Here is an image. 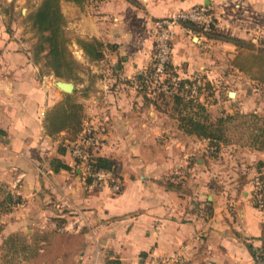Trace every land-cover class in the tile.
Returning a JSON list of instances; mask_svg holds the SVG:
<instances>
[{"label": "crops", "instance_id": "0c3cea01", "mask_svg": "<svg viewBox=\"0 0 264 264\" xmlns=\"http://www.w3.org/2000/svg\"><path fill=\"white\" fill-rule=\"evenodd\" d=\"M202 6L215 18L212 33L264 38V0L62 1L70 94L55 84L65 77L46 66V52L35 57L27 34L0 30V187L18 202L1 222L0 241L25 231L40 251L48 248V264L173 256L191 264H264V210L251 200L264 169L261 140L228 141L215 151L140 86L154 60L155 22ZM174 30L173 72L184 81L217 77L221 56L216 47L206 51L216 42L210 34L187 22ZM68 95L95 131L93 153L116 163L120 193L84 183L67 133L48 135L47 116ZM57 159L70 169L59 170Z\"/></svg>", "mask_w": 264, "mask_h": 264}, {"label": "rangeland", "instance_id": "374dc122", "mask_svg": "<svg viewBox=\"0 0 264 264\" xmlns=\"http://www.w3.org/2000/svg\"><path fill=\"white\" fill-rule=\"evenodd\" d=\"M42 1L0 0V30L12 34L21 29V32L27 34L30 42L33 43L32 52L34 54L35 46L41 35L33 27L31 15L40 7ZM62 1L67 0H61V3ZM208 37L216 42L213 44L211 42L212 45L207 46L206 51H212L213 47H216L218 56H221L218 59L222 65L221 72L212 80L206 78L204 88L198 93L196 101L205 106L206 113L202 114L198 107H194L193 112L199 113L198 117L202 116L199 118L202 120L208 114L211 121H217L219 118L228 115L233 116L224 125L226 142L254 141L256 136L261 140L264 139V38L257 37L255 40L251 37L240 38L232 34L231 31H220L219 35L212 33ZM229 40L233 41L236 46ZM236 63L244 69L241 70L240 67H236ZM45 72L48 73V69L45 68ZM68 74H65L64 80L66 81H70ZM54 80L56 78H53L52 81ZM157 92V105L161 108L170 109L175 117L180 116V114L176 116L174 100L169 99L174 93L169 94L162 88ZM231 92L238 93V96H231ZM184 100V103H187L188 99L184 98ZM235 101H239L241 104L235 105ZM196 104L194 103L195 106ZM179 108H183V105H180ZM190 110L191 108L188 107L184 114ZM6 215L9 216L10 212L0 213L1 226ZM40 249L45 248L36 240L29 239L25 231L11 234L3 242L0 241V264L50 263L48 248L44 252Z\"/></svg>", "mask_w": 264, "mask_h": 264}, {"label": "trees", "instance_id": "16d2710c", "mask_svg": "<svg viewBox=\"0 0 264 264\" xmlns=\"http://www.w3.org/2000/svg\"><path fill=\"white\" fill-rule=\"evenodd\" d=\"M74 1L76 3H84L87 0H67ZM103 1V0H99ZM61 0H43L40 7L31 15V20L33 22V27L36 29L37 33L40 36V40L35 46V57L38 59L40 54L44 51L46 66L54 72L58 77H65V74H68L71 68V60L68 50V38L65 33L66 19L61 11L60 6ZM238 45V43H237ZM95 46V45H94ZM92 49H95L94 47ZM101 53H96L94 57L100 58ZM236 62V61H235ZM153 65V64H152ZM241 70L244 68L240 65ZM152 68V66H151ZM150 68V69H151ZM148 71H151V70ZM172 70V66H170ZM69 75V74H68ZM69 77V76H68ZM204 79V78H203ZM205 80V79H204ZM140 86L145 93H151L152 89L145 84L144 77H139ZM204 88V87H203ZM201 88V90L203 89ZM165 95V94H164ZM147 96V94H146ZM169 99H173L175 103V111L177 112L176 118L179 121L181 129L189 135H194L200 139L207 140L215 151H218L219 145L226 143L225 136V123L233 118V116L228 115L226 117H221L217 121H211L210 116L207 114L204 120L199 119V113L193 112L194 107H198L202 114L206 113V108L203 104L198 103L195 100H187V103H184V97H182L178 92L171 95ZM168 97V96H165ZM158 98V97H157ZM157 104V100H155ZM194 103H197L196 106ZM180 105H183V108H179ZM158 106V105H157ZM190 107L191 110L184 114V111ZM184 115V116H183ZM83 108L80 104L74 101V99L68 95L65 101L58 104L53 108L49 113L46 119V130L48 135L54 137L61 132L67 133V140L71 142L75 141L85 128L83 121ZM95 137V136H94ZM255 140H261L255 137ZM261 147H264V139L260 141ZM93 148H89L88 151L90 154V165L93 171L106 170L116 172V163L107 157L95 155L93 153ZM61 151L64 152V149L61 148ZM60 163L58 169H70L69 166L60 162L59 159L55 160V163ZM262 172V171H261ZM88 182H91V179H88ZM168 188H177L174 184H168ZM18 202H15L12 195L3 194V189L0 187V213L4 211H9L10 207L15 205ZM2 232V226L0 225V233ZM12 238V237H11Z\"/></svg>", "mask_w": 264, "mask_h": 264}, {"label": "built area", "instance_id": "2783aa9c", "mask_svg": "<svg viewBox=\"0 0 264 264\" xmlns=\"http://www.w3.org/2000/svg\"><path fill=\"white\" fill-rule=\"evenodd\" d=\"M181 22L195 24L203 35H209L215 27V18L211 11L205 7H196L178 13L175 16L162 18L154 25V60L151 71L144 74V82L152 89V94L157 95V91L162 88L169 94L179 93L185 99H198V93L204 87V79L201 76L195 77L191 81L182 80L177 74L170 70L173 37L175 27ZM153 86V87H152ZM95 131L92 127L86 126L80 136L70 142L72 155L76 159V166L82 172L83 182L90 186L96 184H107L115 193L122 191V184L116 178L113 171L98 170L93 171L90 165V154L88 149L95 145ZM93 151V150H92ZM95 154V153H94ZM97 155V154H95ZM91 179V182H88ZM251 200L255 207L264 210V169L253 179V190ZM146 264H191L180 256L171 258L151 259Z\"/></svg>", "mask_w": 264, "mask_h": 264}, {"label": "water", "instance_id": "95a60500", "mask_svg": "<svg viewBox=\"0 0 264 264\" xmlns=\"http://www.w3.org/2000/svg\"><path fill=\"white\" fill-rule=\"evenodd\" d=\"M55 84L65 93L70 94L74 91V84L71 81L56 80ZM231 96H235L234 92L230 93Z\"/></svg>", "mask_w": 264, "mask_h": 264}]
</instances>
